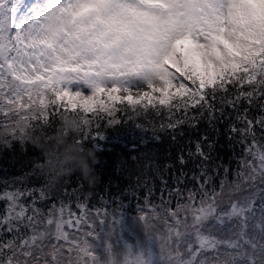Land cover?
<instances>
[{
    "label": "snow or ice",
    "instance_id": "1",
    "mask_svg": "<svg viewBox=\"0 0 264 264\" xmlns=\"http://www.w3.org/2000/svg\"><path fill=\"white\" fill-rule=\"evenodd\" d=\"M20 5L25 14L19 18L18 27L8 33L7 42L0 28V94L9 96L10 89L3 86L5 81H15L20 90L36 93L45 103L51 94L50 112L44 120L36 122L45 129L67 134L56 127L58 117L62 112L76 116L81 122L77 142L94 145L98 153L130 145L137 153L130 159L139 163L149 155L153 145L161 142L163 131H174L172 118L166 113L169 121L166 127L161 124L149 129L153 124L147 119L149 112H137L136 106L152 109L151 115L159 116L162 113L155 111L157 106L168 109L191 94L203 98L218 85L225 93L234 94L233 101H240L239 105L232 102L224 105L236 112L238 119L256 111L252 98L264 101V0H58L52 6L53 18L59 23L70 16L71 33L49 31L44 0H20ZM190 106L196 107L191 102ZM5 116L0 111V150L16 144L23 147L15 139L19 126L9 129ZM89 120L94 121L90 126ZM252 124L253 128L260 127L255 121ZM236 128L232 124L227 131L232 133ZM109 129L115 130L111 136ZM130 136L134 138L129 139ZM227 138L232 139L231 135ZM208 140L207 135L201 136L195 153L189 150L188 157L195 154L201 160L208 159L200 143ZM103 142L110 143L112 148ZM240 143L241 152L247 154L252 142ZM213 147L212 142L207 144L209 150ZM260 159L264 160V155ZM179 161L182 165L187 162L184 154L179 155ZM235 162V173L229 165H217L213 171L223 178L210 192L209 182L214 178L203 170L193 172L190 177L181 171L173 178L171 187L162 180L165 187L159 190V196L154 187L140 190L129 185L115 196L99 195L93 204L90 197L73 199L65 190L64 202L76 217L71 221L72 231L88 229L86 236L95 242L87 250L94 264H206L202 257L209 249L205 245L216 239L204 234L209 217L217 230L230 233L233 221L243 210L240 201L229 202L227 211L219 213L215 206L217 194L223 193L224 179L230 174L245 179L242 157L235 158ZM101 163L102 159L93 167L96 169ZM116 164H122L119 156ZM37 167L39 164H34L33 168ZM259 174L264 181V164L260 165ZM29 176L35 177V172L0 180V201H3L0 214L6 212L8 198ZM185 181L195 187L192 193L182 196L181 185ZM19 190L24 192L21 199L31 204L47 199L35 187ZM129 195L135 203L125 208L124 201ZM204 196L210 202L205 203ZM153 198L169 206L164 210L165 243L142 227L149 219L148 213L159 211L150 203ZM184 200L190 207L183 205ZM249 202L253 207H264V185ZM182 207L184 210L178 211ZM88 213L95 220L90 222ZM260 231L264 232V225ZM171 240L178 241L174 248L166 246ZM185 240L188 242L181 251L180 242ZM220 243L227 249L239 247V241ZM211 250L224 255L229 264H237L240 259L228 252L219 253L215 246Z\"/></svg>",
    "mask_w": 264,
    "mask_h": 264
},
{
    "label": "trees",
    "instance_id": "2",
    "mask_svg": "<svg viewBox=\"0 0 264 264\" xmlns=\"http://www.w3.org/2000/svg\"><path fill=\"white\" fill-rule=\"evenodd\" d=\"M3 86L5 89H10V92L6 98L0 94V100L3 101L0 103V111L6 113L5 119L8 121L9 129L19 126L20 131L15 139L21 141L23 147L16 144L11 149L0 150V180L21 177L32 172H35V177H26L24 184L18 186V190L13 192L17 195L16 205L23 208L26 213L25 216L12 222L7 221L11 207L9 198L6 212L0 214V262L2 264H8V260H11L13 264H21L19 259L26 258L27 253L33 251V246L30 241L27 242V238L32 237V230L37 227L38 222L46 217L45 214L57 207H63L70 211L64 202L63 193L65 190L69 191L73 199L90 197L93 204L97 203L99 195H104L105 198L108 195L115 196L129 185L140 190L146 187H154L156 196H159V190L165 187L161 183L162 180L167 181V186L171 187L173 178L179 176L181 171L190 177L193 172L203 170L208 176L214 178L213 181L209 182L208 191L210 192L215 183L223 178L217 176L213 171L217 165L221 163L229 165L231 172L235 173L237 170L235 158L241 157L245 179H240L231 174L224 179L223 193L217 194L215 206L227 211L226 205L229 202L242 201L243 198L238 196V192L244 191L245 195L249 197L248 201H250V196H255L257 189L264 185L259 174L262 163L260 155L264 150V131H261V128H264V110H262L264 109V101H257L252 98L253 107L256 111L248 113L247 117L241 116L238 119L237 113L224 107V105L230 102L239 105L240 101H233L232 96L234 94L230 91L225 93L218 85L216 89L207 91L203 98L198 94H191L187 100H177L168 109H161L157 106L155 111L162 113L159 116L151 115L152 109L136 106L137 112H149L147 119L153 122L149 125V129L153 125L159 126L161 124L166 127L169 121L165 118V113L171 116V123L175 126L174 131H163L161 142L153 145L149 155L136 163L130 159L131 156L137 155L136 152L132 151L130 145L127 148L121 146L114 151L98 153V149L94 145L77 142L81 122L74 115L62 112L58 117L59 123L56 127L66 130L67 134L61 131H53L50 128L45 129L42 123H37L36 121L44 120L50 112L51 94L45 103L44 98L36 93L28 94L20 90L15 81H5ZM9 100L11 103L8 102ZM190 102L194 103L196 107H191ZM173 108H185L186 111L173 112ZM245 119L248 120V123L244 122ZM253 121L260 127L253 128ZM92 123L94 121H88L89 126ZM232 124H236L237 128L234 132L228 133L227 128ZM114 132L113 129L108 130L110 136ZM203 135H207L209 138L208 141H200L204 145L203 154L209 158L201 160L200 156L195 154L188 157L189 150L195 153L196 142ZM229 135L232 137L231 140L227 138ZM217 137H219L218 141ZM133 138L134 136L129 137V139ZM242 140L252 142L247 154L241 152L240 141ZM209 142L214 144L211 150L207 148ZM103 143L108 148H112L110 143ZM180 154H184L187 161L183 165L179 161ZM117 156L122 161L119 166L116 164ZM100 159H102V163L95 169L93 165L98 163ZM37 163L39 167L33 168L34 164ZM201 166L203 167L201 168ZM222 171L223 169H221V173ZM251 177H256V179L252 180ZM33 187L42 190L47 199L41 200L37 204H31L21 199L24 192L19 189H31ZM194 187V184L185 181L181 185L182 196L192 193ZM53 197L57 199L52 200ZM37 199L40 198L37 197ZM203 199L205 203L210 202L208 196H204ZM131 203L134 204L135 201L131 200L129 195L128 199L124 201L125 208ZM150 203L155 204L159 211L148 213V220H166L164 210L169 206L155 198ZM183 205L190 207L186 200L183 201ZM2 208L3 201H0V209ZM181 210H184L183 207L178 209V211ZM259 216L263 217L262 215ZM247 217H250V220L240 214L238 222L239 226L242 225L241 220L245 222L249 226L248 233L251 234L250 226L256 225V221L252 215ZM28 220L31 222L32 230H30ZM240 233H242L240 229L235 228H232L230 233L214 230L211 237H216L219 241H227L230 240L231 236L234 238L241 237L239 236L242 235ZM261 240L263 239L260 238L259 234L257 239L251 241L257 244ZM47 260L48 262L54 261L52 257H48Z\"/></svg>",
    "mask_w": 264,
    "mask_h": 264
},
{
    "label": "rangeland",
    "instance_id": "3",
    "mask_svg": "<svg viewBox=\"0 0 264 264\" xmlns=\"http://www.w3.org/2000/svg\"><path fill=\"white\" fill-rule=\"evenodd\" d=\"M58 3V0H44V5L49 14L48 29L49 31L62 30L71 33L73 31V23L71 17H65L62 21L57 23L53 18L52 6ZM25 14L24 9L20 5V0H0V28L4 30L3 35L6 38L9 32L18 27V21L21 16ZM123 95V93H121ZM159 95V93H157ZM264 155V150L261 152L260 157ZM264 164V160L262 163ZM252 180H255L256 177H251ZM17 195L12 193L9 198L11 202L10 213L8 214L7 221L12 222L17 218L25 216L23 208H20L16 205ZM238 196H241L243 199L241 201L242 211L239 212V215H244L247 219L250 220L252 215L255 218L256 225H251L250 228L252 233L249 234V226L241 220L242 225L239 226L238 219L234 220L232 228L240 229L242 233L241 237L234 238L231 236L230 240L236 242L239 241L238 249L232 250L227 249L221 246L220 242L216 237L215 240L210 239L211 243L206 244L205 247L209 250L207 258L204 260L206 264H229V260L225 258L224 255H218L217 252L211 250V246H215L219 253L228 252L230 256L239 257L237 264H248V261L255 260L256 264H264V232L260 231L261 226L264 225V207L256 206L253 207L252 203L248 200H244L246 196L244 191L238 192ZM255 196H250V200L254 199ZM218 213L223 210L216 206ZM183 211V210H181ZM226 211V210H223ZM259 211V213H257ZM222 212V211H221ZM46 217L42 221L38 222L37 227L32 230L31 222L30 230H32V237L27 238V242L33 246V251L27 253L26 258L19 259L21 264H94L93 259H91V253L87 251L92 248L94 241L88 239L86 233L88 229L81 228L80 232H73L71 221L76 219L75 215H71L70 211L66 210L63 207L54 208L50 213L45 214ZM89 221L95 220V217L91 216V213L87 214ZM262 215L263 217H260ZM7 222V223H8ZM163 222V223H162ZM144 231L149 233H154L161 237V242L165 243V238L167 236L165 232L166 220L160 221L159 219H150L147 220L145 225L142 226ZM205 235L211 237L212 231L217 230L214 226L211 217H209V222L205 225ZM260 234L261 242L255 244L252 241L258 238ZM115 240V236L113 237ZM252 240V241H251ZM178 241L171 240L166 242L170 244L173 248ZM188 241L180 242V250L184 251V244ZM195 243V241H192ZM251 245V247H249ZM48 253V254H47ZM48 257L54 259L53 262H48ZM214 257H218L215 258ZM52 260V259H50ZM0 264H2L0 262ZM8 264H13L11 260H8Z\"/></svg>",
    "mask_w": 264,
    "mask_h": 264
},
{
    "label": "flooded vegetation",
    "instance_id": "4",
    "mask_svg": "<svg viewBox=\"0 0 264 264\" xmlns=\"http://www.w3.org/2000/svg\"><path fill=\"white\" fill-rule=\"evenodd\" d=\"M209 243H211V241H210V240H209ZM207 257H209V256H208V253H207V252H205V253L203 254V257H202V258H203V259H205V258H207Z\"/></svg>",
    "mask_w": 264,
    "mask_h": 264
}]
</instances>
